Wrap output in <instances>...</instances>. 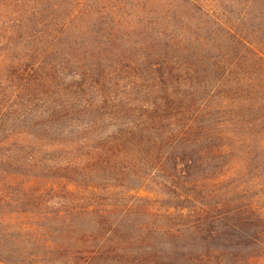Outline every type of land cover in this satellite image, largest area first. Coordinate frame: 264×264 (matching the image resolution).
<instances>
[{
  "label": "rangeland",
  "instance_id": "rangeland-1",
  "mask_svg": "<svg viewBox=\"0 0 264 264\" xmlns=\"http://www.w3.org/2000/svg\"><path fill=\"white\" fill-rule=\"evenodd\" d=\"M254 45L264 0H0V257L63 264L48 237L88 253L118 222L158 228L147 245L163 252L161 227L185 223L199 234L154 264H218L223 243L219 264H264ZM201 204L205 222L227 210L256 227L209 245Z\"/></svg>",
  "mask_w": 264,
  "mask_h": 264
},
{
  "label": "trees",
  "instance_id": "trees-1",
  "mask_svg": "<svg viewBox=\"0 0 264 264\" xmlns=\"http://www.w3.org/2000/svg\"><path fill=\"white\" fill-rule=\"evenodd\" d=\"M252 44V43H250ZM249 46H252L250 45ZM247 45V44H246ZM255 46V52L258 53V55L264 60V45L262 47H259L257 45ZM190 74V71H189ZM198 121H195L194 126L197 127ZM207 126L201 127L200 129V137L202 138L203 135L207 133ZM149 133L151 136H153L156 139H160V136L156 135V129H150ZM163 133V132H161ZM137 135L144 138L145 131L137 132ZM189 198V197H188ZM208 208H210L206 204H201V206H196V209L198 211H201L200 215L202 216L200 221L204 223H197V225L194 226L196 230L199 232H204L208 235V244L210 245L213 243H218L220 240H229L230 242H233L236 236L238 234H244L251 230V227H256V223L249 221L248 218L242 217L240 215V212L233 213L236 214L231 221L230 219V213L227 210H222L224 212L219 213L223 216L221 219L217 220H211L209 222H205L206 218L203 217V215H206L209 213ZM211 209V208H210ZM213 211H216V209H211ZM239 211V209L237 210ZM246 211V210H245ZM251 211V210H250ZM193 213H197L195 208L192 211ZM188 215H192V213H189ZM224 219L226 221H224ZM126 222H118L116 226L111 228V232L108 236L103 235L100 237V242L103 241V245L101 246V249L99 250H92L88 253L80 252L78 250H75L74 247H72L70 244V241L73 240V238L70 239L69 243H65V239L67 237H60L57 236L55 238H49L46 240L47 245V255L50 257H53L54 259H57L55 255L57 253L64 254L65 259L60 260L63 264H93L94 262L98 264H154L157 261L161 260L162 254L166 257H169L171 255L170 250H175L176 244L180 240H187L191 236L197 235L199 233L197 232H186L185 228L188 227L187 224L183 223L179 226H172V227H161L164 230V235L166 236V248L163 252L159 249H156L154 245H151L149 248L147 243H155L160 242L159 236L157 235L156 230L158 228H147V227H141L138 228L136 226V222H133L135 226L130 225L129 223L123 224ZM133 233L134 235L130 236L129 233ZM76 243L78 244H85L86 242H92V240L87 238H78L76 237ZM68 244V245H67ZM220 247H217L215 245L214 248L210 249L209 253L206 255L207 259L212 261L215 260L218 264L227 262L226 260V254H228L229 247L231 245H226L223 243L222 245L219 244ZM70 246V247H69ZM79 253L82 254V256L79 255ZM175 254V253H174ZM176 255V254H175ZM164 258V257H163ZM174 258V257H169ZM21 261V262H20ZM20 264H37L38 261L34 259H30L29 262H26L24 259H20ZM185 261L188 264H191L190 259H185ZM59 262V261H58ZM0 264H10L8 259H4L0 257Z\"/></svg>",
  "mask_w": 264,
  "mask_h": 264
}]
</instances>
